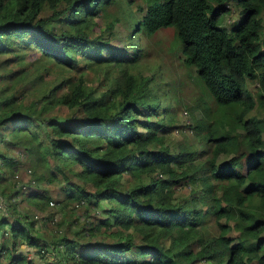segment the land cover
<instances>
[{
    "label": "trees",
    "instance_id": "1",
    "mask_svg": "<svg viewBox=\"0 0 264 264\" xmlns=\"http://www.w3.org/2000/svg\"><path fill=\"white\" fill-rule=\"evenodd\" d=\"M114 1L0 0V264H32L23 240L54 250L45 264H264V116L249 114L264 108V0H160L133 16L123 0L133 32L173 30L215 104L191 125L197 146L176 152L159 134L168 103L103 20ZM229 2L241 17L225 28ZM57 188L72 219L48 244L22 207L50 222Z\"/></svg>",
    "mask_w": 264,
    "mask_h": 264
},
{
    "label": "rangeland",
    "instance_id": "2",
    "mask_svg": "<svg viewBox=\"0 0 264 264\" xmlns=\"http://www.w3.org/2000/svg\"><path fill=\"white\" fill-rule=\"evenodd\" d=\"M155 1L160 0H132V4L129 6L132 16L135 13L138 15L136 8L137 5L142 6L144 9L147 2L151 3ZM229 3L231 7L230 11H226L222 14L224 19L221 24L225 28H228L233 21L236 22L241 17L240 13L237 11L238 9L235 8L231 2ZM122 4L123 0H115L113 4L108 5L106 16L103 20L116 18L115 36L112 38V41L116 43L119 42L120 45L118 46H126L129 51L137 52L139 59L143 62L142 65L137 64L133 70L142 71V73L146 76H152V80L150 82L152 91L154 93H158L157 95L161 100H163V102H165V105L166 102L168 103L169 110H167L166 114L172 117V122L166 124V126L159 130V134L162 135L163 138V144H167L171 152H176L181 148L185 149L189 146H197L198 139L194 135L191 125L195 123V119H198L203 115V109L205 106L210 107V109L215 108L211 94L196 75L193 66L183 61L184 55L181 43L173 34V30L171 28H160L149 36L145 35L143 31L133 32L131 28L136 21H133L132 25V16H128L127 19L122 16ZM132 6H134V9L131 8ZM44 10V15H49L51 13L48 8H44ZM260 15L264 24L263 10ZM103 20L96 19V22L97 24L98 22L101 24ZM90 35H93L92 30L90 31ZM32 57L40 59L32 58L35 65L38 66L39 62L44 64L41 62V60L44 59L40 56L32 55ZM49 72L53 74L52 72H57V68L51 65ZM88 75H90V82L96 83V79L94 78L96 76L95 69H88ZM247 86L252 95L255 97L256 90L258 88L256 82L249 79L247 80ZM211 114L212 112L210 110V119ZM249 114L263 117L264 108L256 105L249 112ZM158 146L159 143L156 142L150 144V147L157 148ZM201 149L202 148L200 147L198 148V150ZM226 158V155H222L219 159L223 160ZM43 187L46 188V186ZM187 191L188 190L186 188H183L182 190L177 191L176 194L181 195L182 192ZM50 193L52 197L49 201H52L54 204L50 205L48 202L46 210L59 212L52 215L50 222L45 221L43 229L40 230V234L45 236L48 240L55 239L59 236L58 234L55 235V229L57 230L59 228V233L66 232V224L72 219L71 212H69L70 210L66 212H64V210H60L61 205L57 200L61 199L62 193L58 190V188L57 190L53 189ZM194 202L196 205L200 206L198 201L194 200ZM68 207H70V204ZM84 208L87 207L85 205L81 206L80 204L72 213L75 215L78 214V216L82 219L81 215L83 214L82 211ZM61 219H64L63 223L58 227L54 226V224ZM221 221H223V219ZM71 228H76L75 223L72 224ZM208 229L210 233H214L218 230L214 223L212 224V220L208 221ZM236 234V231H230L228 235L233 237ZM260 236L264 237V232ZM251 264L256 263L252 262Z\"/></svg>",
    "mask_w": 264,
    "mask_h": 264
},
{
    "label": "crops",
    "instance_id": "3",
    "mask_svg": "<svg viewBox=\"0 0 264 264\" xmlns=\"http://www.w3.org/2000/svg\"><path fill=\"white\" fill-rule=\"evenodd\" d=\"M263 11H264V9H263ZM238 13H239V11H238ZM1 201L2 200H0V208H1V210H4V205ZM50 202H52V201H49V204H50ZM53 204L54 203L52 202V204H50V205H53ZM23 205L26 207V209H24L22 207V210H24L27 214H29V216L32 219H34L35 231L33 233L37 237L42 239L43 241H46L48 244H51L52 242L56 241V239L48 240L45 236H42L40 234V230L43 229V225H42V219L39 216H42L45 213V211L42 212L39 209V207L33 208L30 205H25V203ZM46 208H47V206L45 207V210H46ZM77 208H78V206H77ZM54 212H56V211H54ZM2 213H4V212L2 211ZM18 251L22 252V254H24L26 256V258L29 261H31L32 264H45L48 260H52L54 258V255L51 253L54 250L52 251L48 247H46L45 250L43 251L44 252L43 256H40L39 254L35 253L34 250L24 242V240L21 241V243L19 244Z\"/></svg>",
    "mask_w": 264,
    "mask_h": 264
},
{
    "label": "built area",
    "instance_id": "4",
    "mask_svg": "<svg viewBox=\"0 0 264 264\" xmlns=\"http://www.w3.org/2000/svg\"><path fill=\"white\" fill-rule=\"evenodd\" d=\"M50 204H52V202H50Z\"/></svg>",
    "mask_w": 264,
    "mask_h": 264
}]
</instances>
